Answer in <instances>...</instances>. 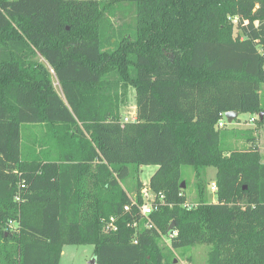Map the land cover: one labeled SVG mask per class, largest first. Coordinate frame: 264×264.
I'll return each instance as SVG.
<instances>
[{"label": "trees", "instance_id": "obj_1", "mask_svg": "<svg viewBox=\"0 0 264 264\" xmlns=\"http://www.w3.org/2000/svg\"><path fill=\"white\" fill-rule=\"evenodd\" d=\"M130 1L132 37L101 40L110 1L0 0V264H59L64 245L92 246L95 264H174L170 249L196 244L211 246L207 264H264V163L216 128L226 112L263 114L244 133L255 142L264 124V0ZM128 89L134 122L121 120ZM149 165L164 196L152 227L123 210L122 183Z\"/></svg>", "mask_w": 264, "mask_h": 264}, {"label": "rangeland", "instance_id": "obj_2", "mask_svg": "<svg viewBox=\"0 0 264 264\" xmlns=\"http://www.w3.org/2000/svg\"><path fill=\"white\" fill-rule=\"evenodd\" d=\"M17 1V0H10ZM97 1H110V6L106 8L104 13V20L100 30V38L101 40L106 39L111 32H114V38L117 39L118 34L121 32L125 34L127 37H132L135 31V14L132 9V3L130 0H97ZM37 15L41 21H45L46 16L45 13H49L53 16V13L49 10L41 8L37 10ZM233 20V19H232ZM231 20V21H232ZM235 22V21H234ZM232 21V23L234 24ZM31 38H36L37 35L30 33ZM37 38H40L39 36ZM36 38V39H37ZM35 60L40 61L45 64V61L39 55ZM48 69V66H47ZM51 80L53 83L54 90L61 96L62 92L60 89V85L54 77V73L50 70ZM124 89H120L118 94L122 96ZM260 103L261 106L264 107V84L260 86ZM134 90L128 89L126 93V105L121 109V120L124 118L130 119L131 116L135 114V100H134ZM253 118V115L250 113H238L237 118L233 120L232 123L226 124L224 131L235 130L237 135L228 136L224 141L229 143V147H236L237 149H242L244 147L251 146L250 148H254L252 146L256 145L258 154L260 155V162L264 163V124L258 128V133L255 134V142H246L244 138V133L246 130H252L257 125L256 123H251L250 119ZM37 132L36 129H33L31 133H29L28 138L32 140L33 135ZM38 136H40V132H38ZM228 134V133H227ZM35 147V145H33ZM157 169L154 165L142 166L138 178L129 177L122 183V187L127 192L129 196L134 195L135 193V185L136 181L139 180L142 185L147 186L149 183L150 176ZM181 176L185 182V195H186V203L191 206L194 205L196 200V187H195V173L192 167L183 166L181 167ZM204 179L207 181L206 185V196L210 201H215V195L210 190V185L214 181L215 169L207 168L203 174ZM15 224H11L14 228ZM163 236V235H162ZM160 242L162 246L169 248V240L166 236L160 237ZM211 246L205 244H196L188 248H182L176 251H172L170 249V256L176 261V264H182L181 262H189L190 264H207V254L210 250ZM93 259V247L90 245H64L62 248V254L59 261V264H90Z\"/></svg>", "mask_w": 264, "mask_h": 264}, {"label": "built area", "instance_id": "obj_3", "mask_svg": "<svg viewBox=\"0 0 264 264\" xmlns=\"http://www.w3.org/2000/svg\"><path fill=\"white\" fill-rule=\"evenodd\" d=\"M258 119L257 115H253V118L250 119L251 123H256ZM136 120V115L134 114L133 116L130 117V119L128 118H124L123 122H134ZM226 118L224 116V114L221 115V118L219 119L216 128H224L226 126ZM210 190L214 193L216 191V187L215 184L212 182L210 185ZM140 199L141 202L138 203V200L136 198V196L132 195L129 196V200H130V204L126 205L123 210L124 212H130L132 207H135L138 210V214L140 215L141 218L145 219L146 221V227H152L151 225V219H150V215L153 214L154 212H156L160 206H162L164 204V196L161 194H155L150 188L149 186H144L141 188L140 190ZM16 201H18L19 199L16 197L15 198ZM104 230L105 231H110L116 230V225H115V219L114 218H110L108 221H104ZM160 237H163L162 235ZM173 237V234H170L169 237L167 238L168 240H170V238ZM182 264H190L189 262H181Z\"/></svg>", "mask_w": 264, "mask_h": 264}, {"label": "water", "instance_id": "obj_4", "mask_svg": "<svg viewBox=\"0 0 264 264\" xmlns=\"http://www.w3.org/2000/svg\"><path fill=\"white\" fill-rule=\"evenodd\" d=\"M237 115H238V113L235 112V111L226 112L224 114V116L226 118V122L228 124L232 123L233 120H235L237 118ZM262 117H263V114H259V116H258L259 120H262ZM184 187H185V184H184V182H182L181 188H184ZM172 228H173V226H171L169 228V230H172ZM90 264H95V258L92 259V261L90 262ZM174 264H176V261H174Z\"/></svg>", "mask_w": 264, "mask_h": 264}]
</instances>
